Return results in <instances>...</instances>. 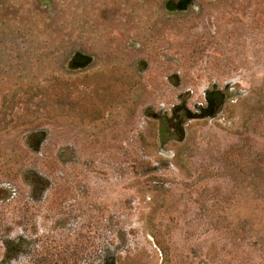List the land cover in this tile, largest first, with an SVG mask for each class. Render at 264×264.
<instances>
[{"label":"rangeland","instance_id":"rangeland-1","mask_svg":"<svg viewBox=\"0 0 264 264\" xmlns=\"http://www.w3.org/2000/svg\"><path fill=\"white\" fill-rule=\"evenodd\" d=\"M177 2L0 0V195L126 194L96 264H264V0ZM217 87L223 112L173 137L161 108Z\"/></svg>","mask_w":264,"mask_h":264},{"label":"flooded vegetation","instance_id":"flooded-vegetation-1","mask_svg":"<svg viewBox=\"0 0 264 264\" xmlns=\"http://www.w3.org/2000/svg\"><path fill=\"white\" fill-rule=\"evenodd\" d=\"M191 2L178 0L175 7H188ZM225 100L223 89L212 88L204 92L202 101L194 104L195 111L183 101L170 109L162 107L160 119L165 128L173 131V137L181 140L185 136L186 120L220 115ZM2 182L4 193L0 197L12 201L9 208L3 206L0 210V243L16 259L18 254L24 253L26 264H96L98 253L92 241L98 234V227L112 232L114 224L128 223L126 219L132 209L128 206L126 194L115 195L110 188L106 194L91 195L78 185L69 186L67 178L61 177L59 181L47 180L48 192L40 212L34 206L32 180L27 186L29 195L26 197L16 185L14 191L11 190V180ZM122 189L129 190V187ZM73 193L77 195L72 196ZM66 198L74 201H63ZM82 199L84 202L78 201ZM40 213L42 223L38 220ZM43 223L50 225L41 229ZM106 255L102 264H120L113 252L108 250Z\"/></svg>","mask_w":264,"mask_h":264}]
</instances>
